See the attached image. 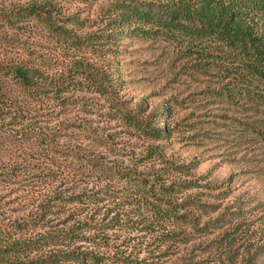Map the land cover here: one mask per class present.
<instances>
[{
  "label": "rangeland",
  "instance_id": "obj_1",
  "mask_svg": "<svg viewBox=\"0 0 264 264\" xmlns=\"http://www.w3.org/2000/svg\"><path fill=\"white\" fill-rule=\"evenodd\" d=\"M30 1L0 0V41L9 44L10 57L32 59L67 83L61 93L50 87L34 100L8 85L15 102L0 104V233L10 228L19 235L15 225L30 220L25 235L53 244L29 252V258H42L52 247H65L68 240L59 230L93 211L103 218L108 207L128 197L130 183L92 175L86 162L97 157L113 166L112 178L119 177L116 169L129 167L158 185H173L184 234L157 250L161 264H224L230 254L238 264L247 249L249 255L257 252L255 264H264V102H249L227 88L216 71L200 70L204 58L186 39L159 33L99 41L96 35L120 0H38L50 3L45 9L68 35L50 26L44 14L8 25L10 5ZM77 64L106 71L115 87L112 96L90 85ZM162 109L169 110L168 118L157 115ZM166 122L170 134L151 138L149 131ZM23 129L51 132L54 153H38L40 144L31 134L20 138ZM175 163L188 167L180 171ZM83 188L99 204L49 201L58 190L71 196ZM49 231L52 236L44 238ZM77 244L85 249L84 242Z\"/></svg>",
  "mask_w": 264,
  "mask_h": 264
},
{
  "label": "trees",
  "instance_id": "obj_2",
  "mask_svg": "<svg viewBox=\"0 0 264 264\" xmlns=\"http://www.w3.org/2000/svg\"><path fill=\"white\" fill-rule=\"evenodd\" d=\"M47 4L50 3L32 0L12 5L13 7L10 5L7 11L11 15L5 16L4 20L13 26L20 18L44 14L50 26L55 25V29L68 35L69 31L64 26L54 24L55 16L50 9H45ZM110 10L111 15L102 32L96 35L99 41H117L123 36L149 37L159 33L186 39L198 56L204 58L198 67L200 70L208 68L216 71L226 80L227 88L247 98L249 102H264V0H120ZM8 47L6 41H0V104L15 102L14 97L9 94V83L17 85L25 93L27 100L33 97L31 100L41 99L50 87L54 93H61L65 78L51 76L25 56L10 57ZM204 47H211L214 53L206 52ZM208 55L214 57L213 61L205 58ZM79 66L80 64L76 65V70L83 73L90 85L112 96L115 87L107 82L109 76L106 71L94 72L96 69L91 68L92 66ZM15 109L21 116L22 112ZM168 112L169 110L162 109L157 115L164 114L168 118ZM145 130H148L146 126ZM32 132L23 129L20 138H27L31 134L30 138L40 144L38 153L45 156L54 153L55 144L52 141L55 137L51 132L35 133L34 129ZM149 132L151 138L156 140L165 138L171 132V125L166 122L165 126H154ZM18 136L19 133L14 134L15 138ZM75 154H80L79 146ZM89 158L86 162L87 170L92 175L96 171L101 179L130 183L127 187L130 188L128 197L117 205L108 207L101 219H97V213L93 211L59 230L58 235L61 234L68 242L63 243L65 247H52L47 251L51 253L48 257L28 256L35 246L43 248L44 245H53L40 243V235H25V231L32 227L30 220L15 225L19 235L11 234L8 232L10 228H5L6 233H0V264H161V255L156 254L157 250L160 251L165 245L172 246L178 236L184 234L177 222L180 216L177 211L182 204L175 197L173 185H158L155 178H141L137 173H132L135 168L129 167L125 172L116 169L115 174L119 177L112 178L109 172L113 171V166L105 161L100 162L97 157ZM174 167L185 171L188 165L175 163ZM63 194L62 190H58L54 197L49 196V201L57 199L66 203L77 200L80 203L99 204L95 195H92L94 193H89L85 188L76 190L71 196ZM48 206L50 205L46 204ZM42 208L45 209V206ZM42 208L37 211L40 219L45 216ZM85 232L93 233L87 235ZM50 234L52 236L49 231L42 236L46 238ZM79 241L84 242L85 249L77 244ZM146 250L149 254L142 256ZM249 252L247 249L238 264H255L257 252L251 255ZM224 264L237 263L230 254Z\"/></svg>",
  "mask_w": 264,
  "mask_h": 264
}]
</instances>
